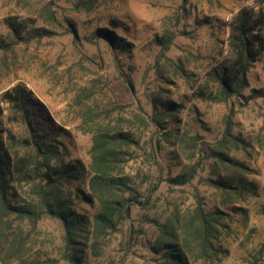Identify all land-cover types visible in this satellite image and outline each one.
Returning <instances> with one entry per match:
<instances>
[{"label":"rangeland","instance_id":"obj_1","mask_svg":"<svg viewBox=\"0 0 264 264\" xmlns=\"http://www.w3.org/2000/svg\"><path fill=\"white\" fill-rule=\"evenodd\" d=\"M75 1L0 0L1 37H11L5 23L10 15L26 19L30 27L54 32L17 44L12 51L0 49V93L24 83L39 108L31 121L41 125L47 119L62 127L56 131L46 124L50 137L62 142L66 158H80L88 164L92 130L99 119L106 121L110 110L112 122L130 128L139 140L125 173L143 195L158 184L151 196L154 205L146 210L134 205L130 217L99 244L97 255L86 250L84 264H158L150 249L158 234L154 217L168 214L175 205L181 209L194 206L195 194L207 207L218 206L219 197L209 178H215L220 169L210 148L227 129L243 142L240 147L227 144L224 151L247 165L245 177L256 192L245 203H236L235 209L219 205L229 216L223 220L228 228L218 241L224 252L217 264H264V53L252 62L248 85L242 90L243 96L252 93L253 98L219 100L213 95L217 88L209 74L216 61L228 56L226 23L242 6L264 10V0H95L88 9L75 8ZM45 5L55 11V25L42 17ZM112 18L120 21L109 26ZM68 21L74 22V33ZM101 25L129 41V51L111 48L104 35L95 37ZM170 33L173 40L162 51L155 38ZM158 97L183 103L177 120H169L168 125L195 134L197 149L179 146L171 136L173 143H169L165 130L158 133L153 125L135 117L147 118ZM0 106V126L18 138L26 136L27 123L7 104ZM201 141L208 143L201 145ZM151 145L156 147L153 156L148 154ZM197 161L189 183L175 186L166 181ZM30 191L24 185L21 196L28 199ZM82 206L89 213L97 209L96 202ZM21 227L28 234V259L37 264H69L62 258L65 240L59 219L42 215L34 227L29 221Z\"/></svg>","mask_w":264,"mask_h":264},{"label":"trees","instance_id":"obj_2","mask_svg":"<svg viewBox=\"0 0 264 264\" xmlns=\"http://www.w3.org/2000/svg\"><path fill=\"white\" fill-rule=\"evenodd\" d=\"M93 2L95 0H76L74 3L75 8L88 9ZM41 15L49 24L57 23L55 11L49 5L42 8ZM117 21L120 19H109L108 25H115ZM5 23L11 33L8 39L0 36V49L5 51H12L17 44H27L54 33L45 27H30L26 19H17L12 15L5 18ZM73 24V21H68L70 32L74 33ZM226 31L228 56L216 61L209 72L217 88L213 95L223 101L232 96H243L242 90L248 85L247 74L252 62L258 61L264 53V10L254 9L253 6L240 7L226 23ZM99 35H104L111 48L129 51L130 42L105 25L96 27L94 36ZM173 37V33L157 35L155 40L165 51ZM253 95L250 93L243 97L248 99L253 98ZM156 100L147 118L139 114L135 117L143 124L153 125L158 133L165 130L163 135L169 143H173L168 138L171 136L180 142L179 146L184 144L197 149L199 141L195 134L181 131L179 125H168L169 120H177L183 103L171 99L161 100L159 97ZM0 102L7 104L15 111L17 118L28 125L27 135L22 138L12 134L9 128L0 126L2 264H37L35 260L28 259V234L21 227L24 221H29L30 226L34 227L42 215L59 219L65 240L62 258L69 264H84L86 250L97 255L99 244L130 217L134 205L142 210L154 205L151 196L158 184L154 183L143 195L125 173V165L139 140L130 128H124L119 121L112 122L109 118L112 110L105 116L106 121L101 118L95 123L90 161L86 164L80 158H66L67 152L60 146L62 142L50 137L46 130V124H51L56 131L62 127L47 119V123L41 125L31 121V115L38 112L39 108L24 83H17L2 91ZM31 106L34 108L30 109ZM1 111L3 107L0 106ZM221 138L214 148H210L217 155L215 160L220 170L215 178H209L217 191L219 204L214 208L207 207L203 199L195 194L194 206L181 209L175 205L168 214L154 217L158 234L150 249L157 255L158 264H217L224 252L218 241L228 228L223 220L229 216L219 205L230 204L235 209L236 203H245L248 196L256 192L245 177L247 165L231 159L224 151L227 144L240 147L242 138L235 137L228 129ZM155 152L156 147L151 145L148 154L153 156ZM227 160L229 163H226ZM198 163L195 166L186 165L181 172L168 176L166 181L175 186L189 183ZM24 185L31 190L28 199L20 193ZM95 202L97 209L94 212L83 210L82 204L93 205Z\"/></svg>","mask_w":264,"mask_h":264},{"label":"built area","instance_id":"obj_3","mask_svg":"<svg viewBox=\"0 0 264 264\" xmlns=\"http://www.w3.org/2000/svg\"><path fill=\"white\" fill-rule=\"evenodd\" d=\"M263 4H264V1H263ZM0 104L3 106L4 105V103L3 102H0Z\"/></svg>","mask_w":264,"mask_h":264}]
</instances>
